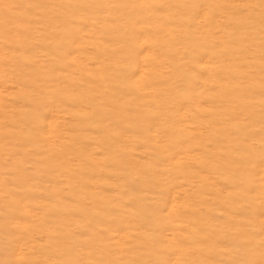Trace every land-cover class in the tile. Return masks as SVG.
<instances>
[{"label": "rangeland", "instance_id": "obj_1", "mask_svg": "<svg viewBox=\"0 0 264 264\" xmlns=\"http://www.w3.org/2000/svg\"><path fill=\"white\" fill-rule=\"evenodd\" d=\"M0 264H264V0H0Z\"/></svg>", "mask_w": 264, "mask_h": 264}]
</instances>
